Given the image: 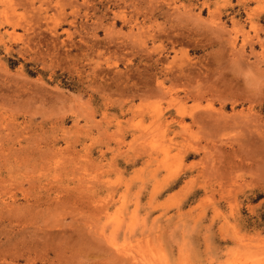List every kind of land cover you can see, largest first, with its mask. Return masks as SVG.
<instances>
[{"label": "rangeland", "instance_id": "374dc122", "mask_svg": "<svg viewBox=\"0 0 264 264\" xmlns=\"http://www.w3.org/2000/svg\"><path fill=\"white\" fill-rule=\"evenodd\" d=\"M0 264H264V0H0Z\"/></svg>", "mask_w": 264, "mask_h": 264}]
</instances>
